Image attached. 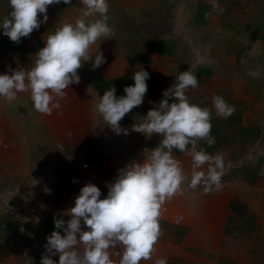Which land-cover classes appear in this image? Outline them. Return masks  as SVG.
Returning a JSON list of instances; mask_svg holds the SVG:
<instances>
[{
	"label": "rangeland",
	"instance_id": "obj_1",
	"mask_svg": "<svg viewBox=\"0 0 264 264\" xmlns=\"http://www.w3.org/2000/svg\"><path fill=\"white\" fill-rule=\"evenodd\" d=\"M197 2L108 0V23L114 35L102 37L91 50L93 55L102 51L106 62L95 70L91 63H85L78 71L82 79L75 85L80 89L84 83L83 98H94L96 102L101 96L91 82V74L99 73L106 78L120 79L133 76L135 71L143 67L150 74V86L143 104L130 113L135 115L133 123L137 120V123H141L142 117L155 106L150 102L162 100L163 91L175 83V77L189 69L200 78V87L190 89L187 94L191 103L212 109L211 121L218 123L222 120L212 105L214 95H221L228 104L234 105L236 111L230 121H235L241 128L233 127L227 140L213 153L222 154L225 160L222 188L210 192L219 194L214 211L220 210L216 213H221L220 235L216 230L211 233L214 224L211 231L207 232L209 193L205 194L202 188L193 191L185 186L184 194L180 197L188 195L189 199L199 201L193 227L173 222L174 210L181 208L180 204L187 200L178 196V206L175 208L167 203V210L163 212L161 220L176 225L173 229L161 225L163 235L157 244V253L153 260L142 261V264H154L158 257L166 258L168 264H235L236 256L253 251L255 256L249 257L251 261L246 264H264V202L254 198L256 203L251 201L247 205L239 200V194H244L246 189H254L244 180L242 170L264 159V0H206L201 13L197 12ZM213 4L222 8L223 12L215 11ZM81 7L80 0L49 6L47 23L31 33L27 49L18 52L12 65L7 62L10 50L0 47V74H9V67L13 70L31 68L36 59L35 54L45 46L48 34L54 32L56 26L67 23L68 18L73 23L80 15ZM7 8L0 10V21ZM40 19H43V14ZM165 47L168 54L162 52ZM242 129L249 132L247 136H251L247 145L239 135ZM143 138L146 144L144 148L141 147L143 149L140 148L142 154L145 148L150 149L148 145L162 140L159 134H153L151 138L143 134ZM8 149L9 146L5 145V149L0 150V217H11L20 222L22 232L31 241L27 246L18 243L5 247L6 252L0 264H36L39 263V251L36 249L38 240L43 241L44 253L47 237L57 230L54 214L65 221L70 219L63 215L71 207L65 191L81 189V182L88 179L101 185L99 188L103 199L107 196L108 188L100 182L107 179H99L93 168H82L83 163H89L86 160H81V166L67 168L64 167L67 165L55 162L52 156L45 159L47 163L40 162L21 144L18 145L15 160L12 157L16 153L8 155ZM175 156L190 175L191 158L184 153ZM14 163H18L19 167H10ZM227 186L231 188L232 200L255 216L254 225L249 223L246 216L234 223L231 219L234 213H225L220 194H224ZM260 188L263 189L264 185ZM59 231L64 234L62 229ZM214 233H217L215 236L219 238L218 241ZM26 251L31 261L24 256ZM117 251L112 250V259L116 264L120 258L115 254ZM56 257L59 256L52 258L56 261Z\"/></svg>",
	"mask_w": 264,
	"mask_h": 264
},
{
	"label": "clouds",
	"instance_id": "obj_2",
	"mask_svg": "<svg viewBox=\"0 0 264 264\" xmlns=\"http://www.w3.org/2000/svg\"><path fill=\"white\" fill-rule=\"evenodd\" d=\"M61 2L71 4L72 0H9L11 10L0 21V29L19 45L22 38L30 37L47 23L49 6ZM80 4V15L73 23L56 26L48 34L31 68L9 67V74H0V97L11 104L19 93L30 92L34 109L50 116L61 108L59 101L67 97L69 86L80 83L78 70L85 63H91L95 70L106 62L102 51L93 55L91 50L102 37L114 35L108 23V0H80ZM213 9L223 12L215 4ZM132 79L134 85L124 88L126 95L117 97L116 88L111 87L93 108L94 116L98 115L117 136L130 134L121 121L143 104L148 92V71L142 67ZM198 87V77L189 69L175 77V83L163 91L162 100L150 102L155 104L154 108L142 117L141 123H134L131 131L148 138L159 134L162 137L159 145L143 150V162L132 160L118 169L114 181L106 183L105 198L101 199L102 191L94 183L80 187L75 206L63 213L70 219L65 221L54 214L57 230L47 237L40 264H57L52 258L57 255L58 264H116L112 259L114 249L119 250L115 253L120 257L118 264L153 260L163 235L160 221L166 203L183 195L185 186L193 191L202 188L205 194L221 190L224 157L200 147L201 141L208 146L215 144L212 109L191 103L187 94ZM212 105L216 115L224 119L236 111L221 95L212 97ZM58 150L62 152L61 146ZM177 150L191 158L190 175L176 158ZM82 168L88 169L90 164L85 162ZM24 256L32 260L27 251ZM154 264L168 261L158 257Z\"/></svg>",
	"mask_w": 264,
	"mask_h": 264
},
{
	"label": "crops",
	"instance_id": "obj_3",
	"mask_svg": "<svg viewBox=\"0 0 264 264\" xmlns=\"http://www.w3.org/2000/svg\"><path fill=\"white\" fill-rule=\"evenodd\" d=\"M67 23H71V18H68ZM83 85L85 84L83 83ZM83 85L79 89L75 84H71L69 89L66 90L67 97L59 101L61 108L54 110L50 116L41 114L34 109L33 102L30 99V92L19 93L17 100L11 104L0 97V125L2 126L0 139H3V141H0V150H4L5 145H8L9 149L6 152L8 155L16 153L12 157L15 160L18 156V145L21 144L40 162L47 163L45 159L48 160L52 156L55 162L63 163L67 165L64 166L67 168H71L72 165L81 166V160H86L89 162L90 168L96 170V175L99 179L105 178L107 180L115 178L117 175L116 171L118 172V169L126 166V162L132 160L143 162L145 157L141 153V149L145 147L146 141L142 133L131 131L130 127L138 120L128 126H124L130 128V134L124 135L122 133L117 136L104 124L98 115L94 116L93 108L98 101L95 102L94 98L90 100L87 97L83 98ZM160 141L147 147L154 149L159 145ZM8 142L11 144L9 145ZM122 142L124 145H122ZM132 142L134 143L131 144ZM58 146H61L62 152L58 150ZM132 154L133 157H131ZM0 158L2 157L0 156ZM17 165L18 163H14L10 167H19ZM89 182L91 181L86 179L80 185L83 187ZM95 182L91 183L96 184L98 187L101 186ZM263 191L264 188H254L252 191H247L246 189L244 194H239V200L247 205L251 201L256 203L254 198L262 199L264 202ZM218 195L209 193L211 197H209L207 220L205 219L208 233L211 231L212 224L215 227L211 233L215 230V232H220L218 229L221 213H216V211L220 210L214 211L217 206ZM220 195V199L222 198L223 200V195ZM178 196L180 197V195H177L168 202L170 207L175 208L178 206L176 202ZM184 197L181 196L180 198L187 201L180 204L181 208L174 210L175 212L172 214L174 215L173 222L177 223L178 218H181L177 224L193 227L197 219L196 212L199 207V201H194V198L189 199L188 195ZM248 198L251 199L249 200ZM218 205L221 206V203L218 202ZM260 205L261 203L259 207ZM164 208L167 210V207L164 206ZM262 211L264 214V209ZM216 234L214 233L213 236ZM211 245L214 246V244ZM216 250L218 251V248ZM252 256H255L254 251L253 253L247 252L236 256L235 264H246L247 261L250 263L249 257Z\"/></svg>",
	"mask_w": 264,
	"mask_h": 264
},
{
	"label": "trees",
	"instance_id": "obj_4",
	"mask_svg": "<svg viewBox=\"0 0 264 264\" xmlns=\"http://www.w3.org/2000/svg\"><path fill=\"white\" fill-rule=\"evenodd\" d=\"M198 2V8H197V12L201 13L204 6L203 4H205L206 0H197ZM7 8L4 16H6L9 12H10V6H9V2H6V0H0V10ZM3 16V17H4ZM0 47L1 48H5L10 50V55L7 57V62L9 65H12V63L15 61L16 57L19 55L18 52H20L21 50H26L27 49V45H28V37H24L22 38V41L19 45H17L15 42H12L7 36H5L3 34V30L0 29ZM165 49V50H164ZM162 50L163 53L168 54V50L166 49V47ZM14 65V64H13ZM199 78V77H198ZM90 79L91 82L94 85L95 90L99 93V95L102 97L103 93L108 90L111 87H115L116 88V95L117 97L121 96V95H125L124 92V88L126 86H130V85H134L135 81L132 79V76H124L120 79H112V78H106L104 75L102 74H91L90 75ZM200 79V78H199ZM148 81V80H147ZM148 85V89L150 86V80L147 82ZM200 87V84H199ZM198 87V88H199ZM239 103V102H238ZM237 105V103H235ZM240 104V103H239ZM133 111H131L130 113H132ZM127 114L124 119L121 121V124H123L124 126H128L130 124L133 123V121L135 120L133 114ZM234 114L228 118V119H224L222 118V120L218 123H215L214 121L212 122V135L215 137V144L212 146H208L205 142L201 141L200 142V147H203L208 153L213 154L215 152H217L220 148V146L224 143V141L227 140V135L232 133V128L237 126L239 128H241L235 121H230L231 118H233ZM230 125V126H228ZM1 128L2 126L0 125V136H1ZM249 132L246 131L245 129H242V133L239 134L240 138L243 139V141H245L246 145L249 143V140L251 139V136H247ZM176 153H179V151L177 150ZM179 154H183V153H179ZM243 173V178L246 182L250 183L251 186L253 188H260L261 186L264 185V159H261L260 161H258L255 164H251L247 167H245L242 170ZM117 174V171H116ZM114 178L111 180H103L100 183L106 184L107 182H113ZM80 193V189H69L67 191H65V196L66 198L69 199L68 204H71V207L75 206V197L78 196ZM231 188L229 186H227L225 188L224 194H223V202L225 205V213L226 211H231V213H234V218H231L232 221L235 223V221L239 220L242 217L246 216V219L249 221L250 224L255 223V216L253 214L247 213L246 209L243 208V206L241 204H239L238 202H235L234 200H232L231 196ZM102 199V198H101ZM70 207V208H71ZM227 212V213H229ZM161 225L163 226H167V228L173 229L175 227L176 224H171L168 223L167 221H163L161 220ZM254 227V226H252ZM186 229L188 227H185ZM255 231V230H253ZM226 232V231H225ZM221 232H219L218 234L220 235ZM49 235V233H47ZM224 235V233H223ZM216 237V236H214ZM0 238L2 239V242L0 243V260H2L4 258V253L6 252V250L4 249L5 247H9L11 245H17L18 243H22L25 244V246H27V244L31 241V239L29 240L24 232H22V228H21V224L18 221H14L11 217H0ZM25 238V241L22 242V240ZM215 239H217L218 241V237H216ZM42 240H38L37 245L38 247L36 248L39 253H38V257L37 260L39 263L36 264H40L41 261V257L43 254L42 251ZM242 248H239V250H241ZM59 261V257H56V262Z\"/></svg>",
	"mask_w": 264,
	"mask_h": 264
},
{
	"label": "built area",
	"instance_id": "obj_5",
	"mask_svg": "<svg viewBox=\"0 0 264 264\" xmlns=\"http://www.w3.org/2000/svg\"><path fill=\"white\" fill-rule=\"evenodd\" d=\"M85 165H86V167H88V165H87V164H84V167H85ZM86 167H85V168H86ZM164 211H166V208H164Z\"/></svg>",
	"mask_w": 264,
	"mask_h": 264
}]
</instances>
